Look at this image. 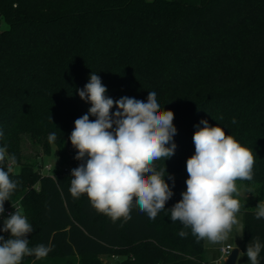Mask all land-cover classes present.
Wrapping results in <instances>:
<instances>
[{
  "label": "trees",
  "instance_id": "1",
  "mask_svg": "<svg viewBox=\"0 0 264 264\" xmlns=\"http://www.w3.org/2000/svg\"><path fill=\"white\" fill-rule=\"evenodd\" d=\"M0 15L9 25L0 29V147L15 155L10 178L19 182L4 207L21 202L33 227L30 248L52 247L22 264H105V254L123 256L120 264H205L204 240L170 211L182 199L176 174L195 154L201 120L253 152V179L236 185L264 203V0H0ZM92 73L114 101L147 102L155 91L161 110L174 113L175 152L155 161L173 196L154 219L133 206L130 219L113 222L86 194L73 198L65 167L45 173L42 158L24 154L29 139L44 155L55 145L61 166L83 163L69 137L91 107L78 90ZM256 210H245L242 249L258 238L264 264V218Z\"/></svg>",
  "mask_w": 264,
  "mask_h": 264
},
{
  "label": "clouds",
  "instance_id": "2",
  "mask_svg": "<svg viewBox=\"0 0 264 264\" xmlns=\"http://www.w3.org/2000/svg\"><path fill=\"white\" fill-rule=\"evenodd\" d=\"M106 92L94 73L84 89L78 90L80 98L89 101L91 107L75 120L69 137L77 150L74 158L83 161L71 170L69 191L73 198L86 194L91 206L113 222L130 219L133 206L154 219L173 196L164 179L165 168L158 171L155 161L175 152L174 113L161 110L155 91L148 93L147 102L126 96L114 101ZM114 105L117 110L112 113ZM90 115L96 119L90 120ZM200 124L203 127L197 125L192 138L195 154L186 161V191L170 209L171 220L190 228L198 241L220 243L238 224L241 202L236 181L253 179L255 156L220 126H210L207 120ZM3 135L0 130V137ZM48 140L54 142L56 134L51 133ZM5 162L7 170L0 167V215L19 183L10 178L17 160L15 155L7 154V145L0 147V165ZM169 179L174 185V178L169 175ZM256 209L255 218H264V203H258ZM32 231L27 217L15 208L0 228V232L10 233L7 239L0 235V264H22L25 256L47 257L51 246L29 247ZM187 234L179 232L181 237ZM261 249L258 238L247 245L245 255L250 264H259Z\"/></svg>",
  "mask_w": 264,
  "mask_h": 264
},
{
  "label": "rangeland",
  "instance_id": "3",
  "mask_svg": "<svg viewBox=\"0 0 264 264\" xmlns=\"http://www.w3.org/2000/svg\"><path fill=\"white\" fill-rule=\"evenodd\" d=\"M9 25L5 22V20L0 15V29H7ZM24 154L25 156L30 160L33 161L37 159V157L42 158L43 164H50L53 167H59L63 169L64 167L71 168L70 165H60V159L59 155L57 153V148L55 145H53L52 153L49 155H44L42 153L41 147L38 145H35L32 143L29 139L25 140L24 143ZM18 169V167H16ZM44 172V170H42ZM177 177L181 180V192L186 191V180L188 178V173L186 171V162L183 165L182 170L176 174ZM37 189H39V183L35 185ZM237 188L239 190V197L238 199L241 202V208L239 213H237V220L238 224L235 225L232 229V231L229 233L228 238L220 243H212L207 240H204V251L203 255L204 257L212 261L215 258H218L219 256V247H224L226 244H230L234 249H238V257L236 260V264H250V261H248L247 256L245 255V252L242 249V243H243V237H244V213L247 208H256L258 203H261L256 198V192L254 189H246L244 185L238 184ZM25 215V214H24ZM9 216L1 217L0 215V223L4 224V220L8 218ZM105 264H120L118 261L119 259H122L123 256H119L118 254H115L113 256L112 254H105L102 255ZM221 264H226L225 260L221 262Z\"/></svg>",
  "mask_w": 264,
  "mask_h": 264
},
{
  "label": "built area",
  "instance_id": "4",
  "mask_svg": "<svg viewBox=\"0 0 264 264\" xmlns=\"http://www.w3.org/2000/svg\"><path fill=\"white\" fill-rule=\"evenodd\" d=\"M52 169H53V166L50 164H43L42 166V170H44L45 173H51ZM72 169L74 168L71 167L69 170V168L65 167V170L70 173ZM15 208H18L19 210L22 211V205L20 201L13 202L12 204L5 206L4 213L1 215V217L9 216L10 214L14 213ZM232 250H233V247L230 244L225 245L224 247L221 248L220 256L217 259L210 261V262H205V264H221L223 260H226V258L228 257V255L231 253Z\"/></svg>",
  "mask_w": 264,
  "mask_h": 264
},
{
  "label": "water",
  "instance_id": "5",
  "mask_svg": "<svg viewBox=\"0 0 264 264\" xmlns=\"http://www.w3.org/2000/svg\"><path fill=\"white\" fill-rule=\"evenodd\" d=\"M239 250L233 249L231 253L228 255V257L225 260L226 264H236V260L238 257Z\"/></svg>",
  "mask_w": 264,
  "mask_h": 264
},
{
  "label": "crops",
  "instance_id": "6",
  "mask_svg": "<svg viewBox=\"0 0 264 264\" xmlns=\"http://www.w3.org/2000/svg\"><path fill=\"white\" fill-rule=\"evenodd\" d=\"M226 245H227V244H226ZM221 248H222V247H219V256H220V253H221V252H220ZM233 249H234V248H233ZM219 256H218V257H219ZM203 259H204L205 262H210L209 260H207V259L204 257V255H203ZM215 259H217V258H215ZM215 259H214V260H215ZM212 261H213V260H212Z\"/></svg>",
  "mask_w": 264,
  "mask_h": 264
}]
</instances>
